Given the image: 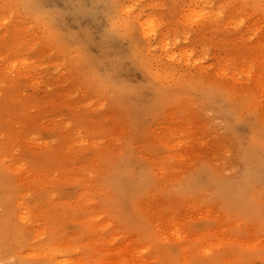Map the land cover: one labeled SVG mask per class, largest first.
I'll list each match as a JSON object with an SVG mask.
<instances>
[{
  "label": "rangeland",
  "instance_id": "1",
  "mask_svg": "<svg viewBox=\"0 0 264 264\" xmlns=\"http://www.w3.org/2000/svg\"><path fill=\"white\" fill-rule=\"evenodd\" d=\"M0 264H264V0H0Z\"/></svg>",
  "mask_w": 264,
  "mask_h": 264
}]
</instances>
